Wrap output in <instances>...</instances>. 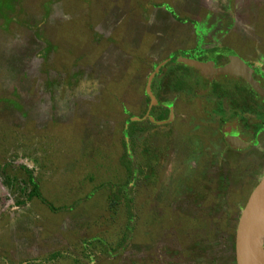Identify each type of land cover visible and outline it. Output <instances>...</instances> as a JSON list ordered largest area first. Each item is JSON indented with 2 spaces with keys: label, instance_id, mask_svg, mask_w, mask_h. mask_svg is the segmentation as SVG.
Wrapping results in <instances>:
<instances>
[{
  "label": "rangeland",
  "instance_id": "1",
  "mask_svg": "<svg viewBox=\"0 0 264 264\" xmlns=\"http://www.w3.org/2000/svg\"><path fill=\"white\" fill-rule=\"evenodd\" d=\"M256 34L264 43V0H0V264H234L238 215L264 176L253 150L230 152L240 170L220 172L190 150L219 142L216 123L181 125L175 143L135 139L165 147L160 166L129 149L142 168L131 175L122 130L154 64L224 36L243 57L238 38ZM191 100L194 122L205 103ZM23 168L61 210L27 198Z\"/></svg>",
  "mask_w": 264,
  "mask_h": 264
},
{
  "label": "flooded vegetation",
  "instance_id": "2",
  "mask_svg": "<svg viewBox=\"0 0 264 264\" xmlns=\"http://www.w3.org/2000/svg\"><path fill=\"white\" fill-rule=\"evenodd\" d=\"M170 17H172V19L174 18L171 13ZM173 20L175 22L180 21L176 18ZM235 34L240 33L235 32ZM254 37L256 39L259 38V42L255 40L253 41L250 36L238 38L240 39L238 41L241 44L243 43L245 47L242 51L243 57L236 53V46L226 45V41L229 37L224 36V40H221L220 43L214 47L205 48L203 50H200L197 46L194 49L188 48L191 52L182 50L183 53H179L176 56H166L165 58L167 59L164 64L162 63L163 65H158L161 60L154 64V66L152 65L153 68L148 75L151 76V74H153L152 81L149 84V92L154 100L152 102L151 96L147 93V83L149 78L147 77L145 79V83H143V85L140 84L139 86L141 95L138 97L139 101L137 104L138 108L141 110L137 113L131 112L129 115L130 117H128V119L126 118L123 124L122 136L124 146L123 144L122 146L126 148L129 160H132L130 155L131 150L129 149H133L137 144L139 152L141 153L139 158L141 162H146L148 160V163L151 161L152 164L160 166L162 164L163 156L158 151V148H162L165 147V145L170 144L167 137H172L171 141H174L173 143L176 142L175 138L179 126L182 125L185 127L184 125H186V127H188V125H197L196 127L201 129L209 127L210 123H216L215 129L217 132H215L216 135L214 138L219 139V142L209 143L210 147L206 150V152H208V155H212L210 156V159L203 158L202 152L203 155H208L205 153L204 148L202 151L200 150L202 144L200 146L194 145L190 148V150L194 148L193 150L197 151V155L195 156H197V159H199L201 164L205 165L209 163L210 167H216L220 172L226 167V165L230 166V163L239 169L240 163L229 161L227 159V155L230 152L242 153L253 150L249 163H260V167H262L264 165V95L256 93L244 78L235 75H228L223 72H214L210 76H204L201 71L196 70V75L198 74L200 77L196 80L193 78L194 71L192 68L185 66L181 62H177L178 58L187 57L199 61H213L214 68H221L229 63L230 57L234 56L252 70V78L262 89H264V56H262L264 54V43L258 34L254 35ZM253 43L260 44L261 50L255 52L258 48H260L258 47L251 51V45ZM212 51H215V54H210ZM169 57H171V59ZM156 69H158V72H155ZM218 76H222L224 78L218 79ZM201 80L206 84H201ZM178 84H181L183 88L177 89ZM196 86L198 88L197 90L194 89ZM125 92L128 91L125 90ZM192 97L193 99H200V102L203 104L205 103L204 105H201V109L203 108V111L201 110L202 112L196 114L197 116L194 122L191 121V117L188 114V107H186L187 103L192 101ZM122 111L126 115L129 113L124 110V108ZM178 113L181 115V119H179ZM212 118L213 122L211 121ZM177 122H179L180 125H176ZM130 129H132V132H130ZM187 130L192 133L189 128ZM150 133L161 135L162 137L165 136L167 142L162 147L150 144L152 142H141V140L135 142V139H139L143 135L147 136ZM231 138L234 140V143H232L233 140L228 142ZM236 139L241 143L246 144L245 147L241 148L239 145H236ZM151 149L154 151H151ZM139 164L140 162H136L135 166L132 163L136 170L138 169L141 171L142 168ZM244 165L247 166V164ZM123 166L125 165L123 164ZM147 167L151 168L152 172L155 171L152 166ZM146 173L147 172L144 171V176L142 174V177H145ZM217 173L219 172H216V174ZM199 176V178L204 179L203 174H200ZM227 176L229 177L231 174H218V179L223 180L224 177ZM176 200L177 198H175V201ZM191 206L192 205H190L187 210H191ZM196 209L197 207L195 210ZM172 210L173 212L179 213L176 208H173ZM194 211L190 214L191 217L192 214L195 213ZM239 216L240 214L238 215V219ZM235 217H237V213L235 214ZM190 230L191 229H188V232ZM189 259L190 258H185L183 261L188 262ZM200 259L201 258H195V260ZM158 260H160V258H158ZM163 263L164 261L161 264ZM143 264L150 263H148V260L145 259ZM201 264L207 263L201 262Z\"/></svg>",
  "mask_w": 264,
  "mask_h": 264
},
{
  "label": "water",
  "instance_id": "3",
  "mask_svg": "<svg viewBox=\"0 0 264 264\" xmlns=\"http://www.w3.org/2000/svg\"><path fill=\"white\" fill-rule=\"evenodd\" d=\"M177 62L183 63L185 66L201 71L202 75L210 76L214 72H223L228 75L240 76L246 80L250 87L258 94L264 95L258 83L252 78V70L248 68L237 57H230L229 63L221 68H214L213 61H199L192 58L180 57ZM157 72V69L156 71ZM153 75L150 76L147 83V93L149 92V84ZM153 102L154 98L151 96ZM234 138V137H233ZM233 139H229L231 142ZM237 142V143H236ZM234 143V140L232 141ZM236 145L241 148L246 144L241 143L236 139ZM233 144V145H235ZM261 237V248L255 247L254 242ZM264 176L250 192V195L240 213L238 223L235 230L234 254L235 264H248L251 254L258 253L260 263L264 264Z\"/></svg>",
  "mask_w": 264,
  "mask_h": 264
},
{
  "label": "trees",
  "instance_id": "4",
  "mask_svg": "<svg viewBox=\"0 0 264 264\" xmlns=\"http://www.w3.org/2000/svg\"><path fill=\"white\" fill-rule=\"evenodd\" d=\"M183 88L181 86V84H178L177 86V89H181ZM135 124V123H134ZM134 129V128H133ZM130 132H132V129H130ZM125 157L123 158L124 161L122 162L124 165H125V168L128 170V173L132 175V171H133V165H132V162L129 160V155L127 154V152L125 151ZM135 169V168H134ZM23 170L26 172L27 174V182H28V185L30 186V191L28 192V195H27V198L28 199H31V198H36L38 200H40L42 203L46 204L47 206H49V208L52 210V211H58V210H61L62 208H54L51 206V204H49L47 201L44 200V198L42 197L41 195V192L39 190V185L38 183L34 180L31 172L25 168H23ZM136 170V169H135ZM147 173L145 174V179L147 178H150V175L149 173H151L152 169L147 167ZM140 175H141V172L139 171ZM152 174V173H151ZM148 176V177H146ZM140 178V177H139ZM8 180V179H7ZM9 181V180H8ZM130 184V182H129ZM115 203H112L111 206H114ZM95 244H101V246H105V244L101 241L100 238H94L92 240H90V243H94ZM121 244V243H120ZM119 244V245H120ZM57 256L55 255H51V258H46V263H48V260H57ZM45 261V260H44ZM76 264L78 263L77 261H75Z\"/></svg>",
  "mask_w": 264,
  "mask_h": 264
},
{
  "label": "bare ground",
  "instance_id": "5",
  "mask_svg": "<svg viewBox=\"0 0 264 264\" xmlns=\"http://www.w3.org/2000/svg\"><path fill=\"white\" fill-rule=\"evenodd\" d=\"M254 246L261 248V237L256 239V241L254 242ZM248 264H261L260 259H259V255L257 252L250 255Z\"/></svg>",
  "mask_w": 264,
  "mask_h": 264
}]
</instances>
